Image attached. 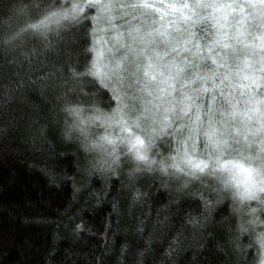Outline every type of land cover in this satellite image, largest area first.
<instances>
[{
	"label": "clouds",
	"instance_id": "obj_1",
	"mask_svg": "<svg viewBox=\"0 0 264 264\" xmlns=\"http://www.w3.org/2000/svg\"><path fill=\"white\" fill-rule=\"evenodd\" d=\"M6 3L0 9V152L18 148L22 141L34 152L52 149L61 163L68 157L75 191L94 190L98 183L105 194L111 193L108 203L117 217L135 216L137 230L149 229V237L157 225L165 230L169 246L163 256L198 247L209 254L207 264H264V131L256 132L254 126L245 140L243 128L239 135L233 130L240 127L234 121L227 132L222 129L227 145L217 149L205 135L207 116L199 130L190 123L195 109L190 116L174 114L166 130L145 116L140 100L133 99L139 93L112 72L123 53L117 56L105 46L111 43L105 26L111 27L113 10L128 24L121 0H111V12L103 10L108 0ZM155 3L162 8L189 3L201 16L211 12L197 7L195 0ZM184 11L191 14L188 8ZM247 11L253 9L248 6ZM136 12L148 21L159 17L152 8ZM251 21L252 34L264 31L258 20ZM208 22L194 31L203 45L214 32ZM100 49L102 57L97 56ZM200 67L211 65L203 62ZM116 88L127 95L117 100ZM199 102L204 103L203 97ZM200 161L206 163L202 170L195 166ZM156 192L168 193V204L192 195L198 200L189 201L191 211L174 219ZM128 247H121L117 264H146L147 250L126 259Z\"/></svg>",
	"mask_w": 264,
	"mask_h": 264
},
{
	"label": "snow or ice",
	"instance_id": "obj_2",
	"mask_svg": "<svg viewBox=\"0 0 264 264\" xmlns=\"http://www.w3.org/2000/svg\"><path fill=\"white\" fill-rule=\"evenodd\" d=\"M195 3L197 7L211 8V12L201 16L189 3H171L166 8L158 7L154 0L122 4L123 14L131 19L128 20L127 41L122 39L124 33L118 32L115 37L124 52L115 61L112 72L121 83L128 80V87L135 88L139 95H134L133 99L140 100L144 115L157 122L161 130L167 129L177 113L190 116L195 109L190 123L197 130L207 116L205 135L220 149L228 142L223 132H227L234 121L239 120L240 127L233 130L239 135L243 128L245 140L254 126L256 132L264 131V31L252 34L247 23L258 20L264 27V0H246V3L195 0ZM248 6L253 9L252 13L247 11ZM147 8L159 13V18L148 21L136 12V9ZM185 8L190 9L191 14L184 11ZM103 10L111 12V0ZM72 11L76 14L79 9L74 7ZM177 11L179 17L175 16ZM52 15L58 17L62 13ZM169 15L173 18L168 19ZM135 20L141 23H133ZM205 21H211L214 29L207 45L195 39L196 33L192 30ZM47 22L46 18L42 24ZM181 24L187 26L182 28ZM202 50L206 54H202ZM181 52L190 53L191 58L182 56ZM97 56H103V49L98 50ZM206 61L211 62V67L202 69L200 63ZM95 67L97 74L102 75L99 63ZM232 89L241 91L235 95ZM114 92L117 100L127 95L119 88ZM201 97L204 103L199 102ZM219 98L223 99V104L218 107ZM216 113L220 114L219 121ZM195 166L202 170L206 163L200 161Z\"/></svg>",
	"mask_w": 264,
	"mask_h": 264
},
{
	"label": "trees",
	"instance_id": "obj_3",
	"mask_svg": "<svg viewBox=\"0 0 264 264\" xmlns=\"http://www.w3.org/2000/svg\"><path fill=\"white\" fill-rule=\"evenodd\" d=\"M7 6L6 0H0V9ZM202 54L206 53L202 50ZM232 91L239 95L241 90ZM222 104L219 98L217 106ZM20 143L18 148L0 152V264H117L124 245L129 246L126 259L130 253L147 250L143 258L146 264H172L173 260L177 264H207L209 254L198 247L188 248L179 256H163L169 241L159 225L151 237L147 228L140 233L135 216L117 217L111 212V193L105 194L98 183L94 190L73 189L69 178L75 173L68 157L61 163L52 149L38 153ZM155 195L168 204V193ZM197 200L196 195L185 197L178 204H168L166 211L175 219L179 213L191 211L189 201ZM76 225H80L78 230Z\"/></svg>",
	"mask_w": 264,
	"mask_h": 264
},
{
	"label": "rangeland",
	"instance_id": "obj_4",
	"mask_svg": "<svg viewBox=\"0 0 264 264\" xmlns=\"http://www.w3.org/2000/svg\"><path fill=\"white\" fill-rule=\"evenodd\" d=\"M130 1L133 0H121L122 3H130ZM113 22L111 27H107L105 26V31L107 33H110V38H111V43H107L105 46L108 48H111L113 53H115L117 56H119L120 54H122L124 52V49L120 47V45L116 42V35L118 32L120 33H124V36L122 37L123 40H125V42L127 41V28H128V24H124L123 22H120V17L116 15L115 10H113ZM131 17H128V20H130ZM133 23L139 24L141 23L140 20H135L133 21ZM248 25H250L252 23L251 20H249ZM159 25H157L158 27ZM103 39L105 41H107L109 39V35H105L103 37ZM258 74V73H257ZM247 83V82H245Z\"/></svg>",
	"mask_w": 264,
	"mask_h": 264
}]
</instances>
